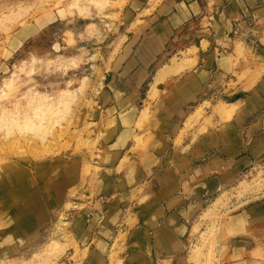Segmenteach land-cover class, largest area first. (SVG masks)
<instances>
[{
    "label": "crops",
    "instance_id": "1",
    "mask_svg": "<svg viewBox=\"0 0 264 264\" xmlns=\"http://www.w3.org/2000/svg\"><path fill=\"white\" fill-rule=\"evenodd\" d=\"M129 5L124 23L131 31L122 33L121 48L104 68L110 77L88 116L94 147L6 174L0 187L22 171L29 192L10 196L11 202L0 195V251L35 235L46 219L45 199L56 209L91 200L93 219L86 218L88 208L82 210L68 230L71 252L64 264H205L193 248L211 223L202 219L208 202L264 156V55L257 50L264 30L247 27L249 19L264 18V0ZM169 49L177 59L152 72V78L164 68L167 74L158 81L163 93L147 120L135 96ZM241 91L226 117L218 98ZM209 101L213 107L198 112ZM224 225L219 248L231 258L215 264H264V199L234 212Z\"/></svg>",
    "mask_w": 264,
    "mask_h": 264
},
{
    "label": "rangeland",
    "instance_id": "2",
    "mask_svg": "<svg viewBox=\"0 0 264 264\" xmlns=\"http://www.w3.org/2000/svg\"><path fill=\"white\" fill-rule=\"evenodd\" d=\"M129 2L0 0V181L18 165L30 168L37 163L38 169L40 162L59 160L66 154L74 157L82 149L94 147L91 137L94 123L88 121V116L94 105L93 97L101 94L110 77L104 68L109 67L121 48L125 39L122 33L131 31L132 26L124 23L125 13L131 7ZM249 20L247 27L252 33L264 30V18ZM257 43L262 56L264 39L263 45ZM173 54V49L165 52L150 72L162 63L175 62L177 55ZM182 54L187 55L181 51L179 55ZM165 69L155 78H152L154 73L150 74L136 93V108L144 106V119H150L154 113L152 102L163 93L157 84L165 78ZM246 76L247 73H242L232 84L235 86ZM241 95L242 91L238 96H221L218 109L230 117L234 110L230 102ZM205 106L213 107V103L206 102L198 112L203 113ZM31 173L33 177L37 175L33 169ZM15 177L9 186L0 187L1 197L9 202L10 196L29 192L23 188L26 184L23 182L28 181L26 175L18 171ZM37 186L43 187L40 182ZM98 199L105 200L103 196ZM262 199L264 156L240 181L208 202L202 219L211 223L201 233V244L193 248L194 258L205 256V264L230 260L227 248H219L218 235L225 231V221L234 212ZM45 202L46 219L37 225L35 235L27 236L19 248L9 246V251H0V264H64L68 259L71 252L67 249L68 230L74 227L82 210L88 208L86 218L93 219V203L87 200L80 206L56 209L46 199ZM260 259L262 263L264 253H260Z\"/></svg>",
    "mask_w": 264,
    "mask_h": 264
},
{
    "label": "bare ground",
    "instance_id": "3",
    "mask_svg": "<svg viewBox=\"0 0 264 264\" xmlns=\"http://www.w3.org/2000/svg\"><path fill=\"white\" fill-rule=\"evenodd\" d=\"M3 83V82H2ZM2 88V87H1ZM14 102V101H13ZM221 109V108H220ZM223 109V108H222Z\"/></svg>",
    "mask_w": 264,
    "mask_h": 264
}]
</instances>
